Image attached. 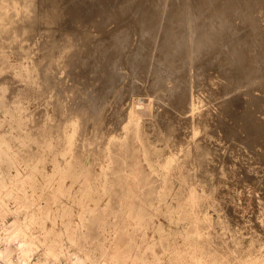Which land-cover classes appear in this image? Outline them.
Returning <instances> with one entry per match:
<instances>
[{"label":"rangeland","instance_id":"obj_1","mask_svg":"<svg viewBox=\"0 0 264 264\" xmlns=\"http://www.w3.org/2000/svg\"><path fill=\"white\" fill-rule=\"evenodd\" d=\"M1 1L2 0H0V12H3V13L0 14V30H1L0 31V69H1L0 70V146H1L0 151L2 150L0 152V172H2V174H4L5 177H8V180L13 179V181H14L13 183H17V188H16L17 195L15 198L14 197L11 198L12 200H11L10 205L12 207L13 206L15 207L17 205L16 207H18L19 201L21 202V200H22V197H21L22 183L18 180L15 181L14 177L18 176V171H20V176H21V174L23 175V174L30 172L34 166L37 167V169L39 168V171H37V174H36V180L34 182H32V186L35 185L34 187L37 189V192L34 194L33 199L35 198L34 200H35L36 204L42 203L44 206L52 208V212H51L49 218H47L46 223H45L46 227H39L38 226V227L32 228L33 230L30 231L31 234L28 233V241L31 243L32 246L35 245V246H33L34 251L32 253L33 254V258H32L33 260L32 261L33 262L36 261L38 257H41L44 255L46 247H45V244L43 242L45 240L47 242H50V240H53L56 238H59V239L61 238L60 240H62L64 245L69 250H71L72 252L75 251L77 249V247L71 242V236L75 235L76 237H81L87 243V245L90 247V249L95 253V255L97 257H99V263L98 264H101L102 260L106 261L109 264H140L143 260L146 259V257L149 258L150 261L153 260V253H152L153 250L147 249L146 244L149 242L151 243L153 241H160V237L162 236V241L155 248V251L161 256V261H158V264H188V263L192 264L189 262V260L187 258L185 259L184 263H180V261L176 260L175 257L180 256V255H184V256L188 255V251H187L186 245L184 243L183 236L186 235V233L189 232V229H192L193 226H194V228H197L198 230L201 231V236H199V238L197 240H198L199 247H201L203 250L204 262H206L205 264H212V263H214V264H232V263L237 264V262L239 264V262L242 263L243 260L242 261H240V260L242 259L244 254H245V256L243 257V259H245L247 254H253L254 253V255H252V256L255 257L256 256V254H255L256 249L259 250V251L256 250L257 256H259L260 254H263V252H264V235H263L264 229L263 228L261 229V227H264V225H263L264 224V216H263L264 215V193H263L264 192V178H263L264 177V171H263L264 167H262V166H264V153H263L264 147H262L261 144L263 143L262 145L264 146V136L262 135V139H261L260 134H264V130H263L264 129V123H263L264 122V111H262V109H264V106H262L264 103V90H263L264 86H262V84H264V81H263L264 80V37H263L264 36V34H263L264 33V0H262V1L261 0H247V2H245L246 0H241V1L240 0H238V1L237 0H235V1H233V0H217L216 1L215 0L214 2H213V0H211L212 1L211 5L212 6L215 5V6L211 7L210 11L208 10L209 8L206 9L208 11L205 10V13L203 11L205 8H203L202 7L203 4H201V3H204V0L203 1H201V0H175V1L174 0H169V1L168 0H134L133 1L132 0L133 1L132 6L129 9V11L124 15L117 16L116 18H113V20H110L112 23L108 22L107 25H110V24L111 25L110 26L106 25L107 29L103 28L102 29L103 31H101V29H99V28L96 29L95 26L93 28L92 22L88 23V26H86L87 28L84 27V28H77L76 29V28H74L75 26L72 27L74 29L73 31H80V32H75V33L86 32V33H83L82 35H84L83 37L86 39V41L89 40L87 43L84 42V43H86V46L83 43H82L83 45L82 44L79 45L80 47L78 46L80 49L78 51L79 53L77 52V57L79 56V58H78L79 66L77 65L78 67H75L74 70H76V71L79 70V72L77 71L76 74H75V71L71 69L70 65L66 64L64 61H63V63H61L62 57H61V60H59L60 59V57H59L60 52L58 50L59 49L61 50V45L63 44L62 40L60 39L62 37V36H60L61 35L60 33H61V30L64 31L63 29L67 25H60V24L56 25V24L50 23L52 25L51 26L49 23L46 24V23H42V21H40V22L34 21L33 22L34 25L31 24L32 30L34 27L33 32H32V30H28L27 34H26V32H24L21 29H17L18 31H13V30L11 31V29H8V28H11V26H13V25H11L12 23L10 24L9 20L7 22V19L4 17V12L7 11L8 7L2 5ZM117 1L118 0H116L115 3L112 2L111 6H115V8H116L117 5L119 4V2L117 4ZM119 1H121V0H119ZM225 1H227V2H225ZM230 1L234 2V3L230 4ZM258 2H259V4H258ZM115 4H117V5H115ZM242 4H243V7H242ZM156 5H158V6H156ZM246 6H247V8H245ZM62 7L65 8V9L63 8L64 11H63ZM150 7L151 8L158 7V8H160V11L162 12V13L161 12L160 13L163 14V12H164L165 14H163V17H162L163 19H161L160 24L157 27L153 28L151 34H152V38L153 37L154 38L152 40H150V42L148 43L149 40L142 33L143 31H142V27H141V21L145 17L147 11L151 10ZM170 7H171L172 11L170 10ZM196 7H197V9H196ZM261 7H262V9H261ZM66 8H67V3L64 5L61 4L59 7L58 6L56 7L60 17L62 16L61 19H63L64 17L66 18V15H65L67 12ZM248 8H249V10L250 9L251 10L250 11L247 10ZM173 9H175V10H173ZM181 9L183 12L181 11ZM185 9H186V11H185ZM1 10H3V11H1ZM60 10H62V12ZM230 11H232V12H230ZM192 12H193V14H192ZM224 13H225V15H224ZM228 13H229V16H228ZM244 13H245V15H244ZM252 13H254V14H252ZM202 14H204V15H202ZM257 14L259 16H256ZM191 15H192V17H191ZM210 15L212 18L210 17ZM217 15L220 17H218ZM2 16L4 17L5 20L2 18ZM17 16L18 15L15 16L16 18L14 17L16 19V24L18 23L19 26L23 25V23H22L23 21L19 17L20 15L18 17ZM174 18H176V19H174ZM197 18L199 19V22H198ZM217 18H219V19H217ZM246 18H248V19H246ZM116 19H118V20H116ZM182 19H184V20H182ZM200 19L203 22H201ZM222 19H223V21H222ZM213 20H214V24L213 23L210 24V22H213ZM215 20H216V22H215ZM255 20L257 23L255 22ZM261 20H263V21H261ZM182 21H184V22L182 23ZM185 21H186V23H185ZM195 21L198 22L200 24V26L198 25V23L196 24ZM233 21H235L236 24L233 23ZM19 22H20V24H19ZM230 22L233 25H231ZM7 23H9V24H7ZM37 23H38V25H37ZM172 23H173V25H172ZM215 23L216 24L219 23V24L216 25ZM226 23H228V25ZM248 23H250V24H248ZM184 24H188V25H184ZM193 24L196 25V29L194 27L195 25H193ZM207 24H209V25H207ZM229 24L231 26H229ZM241 24H243V25H241ZM9 25H11V26H9ZM27 25H29V24H27ZM27 25L25 27H27ZM197 25H198V27H197ZM210 25H212V26L209 27ZM225 25H227V26H225ZM60 26H62V27H60ZM182 26H183V28H185V30H187V32L183 28H180ZM192 26H193V28H192ZM202 26H204V27H202ZM234 26L235 27L238 26V27H236L238 30ZM20 27H22V26H20ZM56 27H58V28H56ZM199 27H201V30H198V29H200ZM61 28H63V29H61ZM204 28L206 29L205 31L212 30V28L214 30H217V28L222 29L221 31L223 33V36L225 35L224 33L226 32V36H225L226 38L225 37L219 38V36H218V41H219V39H221L220 42L223 41L222 39H227L226 42L223 41L222 44H224V42H225V44H227L229 42L228 44L230 45L232 40L235 38L233 40L234 43L232 42V45H230L232 47V49H231V47H229L228 44L227 45L224 44V46H223V47L227 46V49L229 50V48H230L231 51H228L227 49H226L227 51L225 50L226 52L220 51L219 49L215 50L217 48L216 47L215 49L212 50L213 52L211 51L213 55L209 51L210 54L209 53L208 54L210 55L209 56L210 58H209L208 62H204L201 58H198V57H200L199 54L202 53V49H200L199 44L196 43L198 41L197 38H196V42L194 41L195 36L193 37V35H195L196 31L198 30L197 35L199 34L198 36H202L204 33L201 31L202 30L204 31ZM234 28H235V30H234ZM256 28H257V30H255ZM5 29H6V31H5ZM66 29H68V26L66 27ZM136 29H138V31ZM177 29H178V31H177ZM179 29H180V32H179ZM181 29H183L182 30L183 32H181ZM8 30H9V32H11V36H10V33H8ZM223 30L224 31L227 30V31L224 32ZM65 31H67V30H65ZM107 31H110V32H107ZM199 31L201 32V35H200ZM228 31H230V32L232 31L234 33L233 36H232V32H231L230 33L231 35L228 34L231 37H229V36L227 37ZM247 31H249V32H247ZM258 32H260V35L257 34ZM15 33L17 34V37H14V35L16 36ZM106 33H107V35H106ZM186 33L187 34L189 33L190 35H192V37H189L190 35L189 34L187 35ZM12 34H13V36H12ZM235 34L237 35L238 38L234 37V36H236ZM197 35H196V37H198ZM244 35H245V37H244ZM43 36H45V37H43ZM117 36L120 39H124V38H125L124 40L127 39L126 42L128 41L127 42L128 44L125 43V48H124L125 53L123 51V53L121 54V62L122 63L120 62V64H119L120 66L116 65L117 67L115 68V71H114L115 74L118 76L119 83L115 87V90L111 91L112 93H110L109 96L104 94L106 97L107 96L108 97L102 98L103 106H102V103L100 105H101V108H103V107L104 108L102 109V111L100 110L101 112L99 111L101 113V114H98L99 116L101 115L100 118L98 115L94 118L97 121H95L93 119V122L92 123L90 122L91 124L89 123L88 126L85 128H80V127L78 128L77 126L74 127V125H72V124L76 123L75 120H80V117L77 116L78 115L77 112H75L76 111L74 109L75 105L77 106V104L79 103L78 105H81L83 108H86V110H87V106H88L87 103H88V101L89 102L91 101L90 95H96L97 91L99 94L102 93V91L100 92L98 90L99 88L96 85L97 82L99 85V81H96L97 75L100 74L101 76H104L106 74L105 70H103V62H102L103 58L101 59V57H103V53H101L100 50L101 49L103 50V47L104 48L110 47V45L115 43V41L119 39V38L117 39ZM184 36L186 38H188V37L189 38L186 39ZM220 36H222L221 33H220ZM10 37H12V38L14 37L13 40L12 39L10 40ZM49 37H50V39H49ZM51 37L54 40V42H56L55 40H57L56 43L58 45V48L60 47L59 49L56 48V50H54L55 47H57L55 45L53 46V48L49 46V44L52 43ZM112 37L113 38L115 37L114 41L112 40L113 39ZM15 38H17V39H15ZM97 38L98 39L100 38V39L98 40ZM161 38H163V39H161ZM192 38H194V39H192ZM230 38H232V39H230ZM229 39L231 40V42ZM244 39H246V40H244ZM167 40L169 43H167V44L165 43V48H164L163 43H164V41H167ZM236 40L238 42H240L241 44L240 43L236 44V42H237ZM47 41H49V42L51 41V42L46 43ZM103 41L106 42L107 44L104 43ZM172 41L174 43V46H172V44H173ZM192 41H194L195 43L194 42L192 43ZM59 43H60V45H59ZM98 43H100V44H98ZM147 43H148V45H147ZM175 43H177L180 47ZM43 44H45V46L46 45L47 46L45 47ZM95 44H98L100 46V48L98 45H95ZM101 44H103V47ZM166 45H168L167 49H169V47L171 46L169 51L170 52L175 51V53H173V54L176 56V58L179 57L178 58L179 61L182 62L184 60L185 62L179 63V65L177 67H175L176 65H174L171 62L172 59L169 60L170 63L168 62V58L169 57L171 58V56H169L167 58V61H166V59L164 58L165 54H166L165 53L166 51H164V50H166ZM191 45H193V46H191ZM218 45H221V43ZM236 45L237 46L242 45V48H244V47L247 48L249 51L248 54H250V52L252 54V52L254 51L255 53H253L252 56H254V54L258 53L255 55L256 57L254 56L256 59L254 57H251V58H254V60L257 61L258 64H256L255 61H253V59H252V62H254L253 65L256 66V69H258L257 70L258 72H256V73H259L261 75V77L259 76V74H257V76H254L251 78L252 80H250V82L249 81L245 82L243 78L240 79V82L238 81L240 78V75H239L240 71L237 68V65L239 63L234 62L235 59H233L236 57V55H235V52L237 50ZM43 46H44V48H43ZM48 46H49V49L50 48L53 49L52 52H54L55 54L58 53V55L54 54L55 56L51 55L49 53L51 55V59L53 60V62L50 61L53 66H54V63L56 60V64L54 66L56 68V70L51 65L53 69L51 68V71H50L51 77L50 78L53 80L52 84L54 87L57 84H59L56 86V88L58 90L55 88H52V87L47 88L46 85L44 84V81H43V75H41L42 71H43L42 68L44 67L43 64L45 63V65H46L48 63V62H46V60L43 62V59H46V57L50 58V56L48 57V54L46 52V49L48 48ZM143 46L145 48L148 47L147 49H145V52L147 54L144 51H143L144 53L141 51V48ZM177 47H179V48H177ZM254 47H255V49H257V51L254 49ZM42 48L45 52L42 50ZM180 48L182 50L181 52L179 51ZM218 48H220V46H218ZM233 48L236 50H234ZM251 48L254 50L251 51L252 50ZM177 50L181 54L178 53ZM55 51H58V52H55ZM187 51H189V52H187ZM61 52H62V50H61ZM158 52H159V54H158ZM184 52H185V54H184ZM191 52H192V55L190 54ZM220 52H222V53L219 54ZM224 52H225V54H224ZM227 52H231V53L233 52L232 53L233 54L232 62L230 59L231 58L230 55H232V54L228 53V55H226ZM141 53H142V55H141ZM214 53H216V55H214ZM139 54L143 57L141 58V56H139ZM188 54H189V56H187ZM100 55H101V57H99ZM177 55H179V56H177ZM5 56H7V57H5ZM66 56L68 57L69 53L66 54ZM138 56L140 57V59ZM161 56H162V58H161ZM180 56H182V57H180ZM56 57L59 59L57 60ZM136 58H138V59L136 60ZM180 58H183V60ZM191 58H193V60ZM257 58H258V60H257ZM1 59H2V61H1ZM132 59H135L136 65L130 62ZM185 59H187V60H185ZM200 59L203 62H201ZM260 59H262V60H260ZM140 60L143 63L142 62L138 63V61H140ZM145 60L148 63H146ZM57 61L59 64L58 66L61 67V65H62L61 68L57 66ZM186 61H187V63H186ZM189 61L190 62L192 61L191 65H190ZM194 61L195 62L198 61L201 64L203 63V65H201L198 62L195 63ZM236 61L238 62V60H236ZM3 62H4V65H3ZM127 62H129V63H127ZM192 63H193V65H192ZM227 63H229V64H227ZM97 64H99V65H97ZM143 64L145 65L146 70H147V68H148V70L146 71L145 69H143L145 74H142L143 77H141V72L143 71L142 70ZM180 64H183V65H180ZM205 64L208 67H206ZM6 65H8V66H6ZM184 65H186L187 67ZM69 66H70V68H68ZM133 66H134V68H133ZM135 66H137V68ZM183 66H184V68H183ZM19 67H21L22 69ZM87 67H89V68H87ZM95 67L100 72L97 73L96 70L92 69ZM180 67H181V69H180ZM209 67L212 68V71L209 69ZM137 69H140L141 72H139ZM116 70L119 73H117ZM191 70H192V72H191ZM52 71H53V73H51ZM71 71H72V73H70ZM85 71L87 72L86 74H88L89 76L85 75ZM135 71H137L138 74ZM153 71H155V72H153ZM183 71H184V73H183ZM185 71H187V72L185 73ZM80 72L81 73L84 72L86 79H88V80L91 79V81L89 80L91 85L87 86L85 89H84V87H82L83 85H81V83H78V80H76V77H75V75H77V73L80 74ZM223 72L226 75L223 74ZM242 72H243V69H242ZM146 73L148 76H146ZM4 74L5 75L10 74V75H8V76L6 75L7 76L6 77ZM55 74H56V77H55ZM92 74L95 77H93ZM221 74H222V76H221ZM223 75H224V77H223ZM220 76H221V78H220ZM8 77L10 80L8 79ZM255 77H258V78H255ZM143 78H145L146 80ZM167 78H169V79H167ZM222 78L226 79V80H223ZM227 78H228V80H227ZM229 78L231 79V81H233V83L231 81H229ZM156 79H158V80H156ZM257 79H260V81H258ZM3 80H5V81H3ZM152 80L154 81V83ZM94 81H96V82H94ZM226 81H229V82H226ZM224 82H225V85H223ZM9 83H10V85H9ZM94 83H95V85H94ZM250 83H251V85H249ZM247 85H249V86H247ZM58 86L62 89H59ZM94 86L97 87L98 89L97 88L95 89ZM176 86H178V87H176ZM225 86L228 89H226ZM228 86H230V87H228ZM175 87L177 88V90ZM82 89H84V90H82ZM251 89H252L253 93L251 92ZM78 90L80 91V94H79ZM70 91H72V92H70ZM75 91L78 93H76ZM172 91L173 92L175 91V92L173 93ZM245 91H247V92H245ZM63 92H65L66 94ZM74 94L76 96L78 94L79 95H78V97H76ZM182 94H183V96H182ZM251 94H253V95H251ZM256 94H258V95L255 98L256 99L255 100L254 97L256 96ZM59 96H61V97H59ZM259 96L261 98H259ZM68 97H70L72 100ZM164 97H165V99H164ZM166 97H168V98L166 99ZM211 98H214V100H212ZM257 98H259V100ZM86 99L87 100L90 99V100L87 101ZM168 99H171V100L168 101ZM173 99H174V101L175 100H177V101L174 102ZM217 100H219V101H217ZM227 100H228V102H227ZM258 101L259 102L262 101V102L259 103ZM167 102H169V104ZM204 102H206V103H204ZM250 102H251V104H250ZM139 103H143L142 105L144 108H142V109L147 110L145 112L142 109H140L141 113H142V111H143V113H142V115L140 114L139 118H138L139 123H141L140 126H141V130H142L141 131L142 132L141 137L143 136L142 138L138 137L132 129L126 127L128 122H129V116L131 113L130 111L137 108ZM173 103L175 105L177 104L176 108L174 107ZM194 103H195V105H194ZM72 104L74 106H72ZM55 105H57V106H55ZM164 105H165V107H163ZM166 105L168 107H170L171 110ZM170 105L173 106V108ZM197 105H199V107H197ZM221 105H223V106L227 105V107L230 111L233 109L231 112H233L232 114H234L235 117H234V115H229V118L225 120V118H227L228 115H223L222 112L220 113V110H222V108H223V106H221ZM134 106H136V107H134ZM159 106H160V108H159ZM161 106H162V108H161ZM220 106L222 107L221 109H219ZM70 107H72V108L74 107L73 110H71L72 108L70 109ZM145 107H147V108H145ZM157 108H159V110ZM190 108H191V111H190ZM195 108H196V111H194ZM200 108L203 110L201 111ZM156 109H157V111H156ZM162 109L165 111L163 112ZM166 109H168V110H166ZM172 109L174 110L173 112H175V113L172 112L174 116L172 115V113H170V111H172ZM154 110L156 112H154ZM176 110H178V111H176ZM160 111H162L163 113H161ZM193 111H194V114H193ZM199 111H201V113ZM69 112H72L73 114L69 113ZM144 112H145V114H144ZM166 112H168V113H166ZM178 112L179 113L181 112V113L179 114ZM204 112H206L208 114H206ZM236 112H237V116H236ZM176 113H178V115ZM182 113H183V115H182ZM202 113L206 115V116L204 115L205 119H204V117H202L203 116ZM229 114H231V113H229ZM261 114H262V116H260ZM191 115H193L192 116L193 119H192ZM195 115L196 116L199 115V117H197L198 119L197 118L194 119L196 117ZM200 115H202V116H200ZM238 115H239V117H238ZM69 116L70 117L72 116L71 118H74V120H70L71 118ZM183 116H185V117H183ZM259 116L262 120L258 118ZM97 117L99 118V120L97 119ZM178 117H180V119H178ZM206 117H208V119ZM161 118H163L164 120ZM189 118L192 120H190ZM186 119L188 122H185ZM201 119L202 120L207 119V123H206V121H204V122L201 121ZM229 119H230V122H229ZM258 119L261 120L262 122L257 121ZM72 121H74V122L72 123ZM98 121H100V123H98ZM149 121H151V122H149ZM181 121H183V122H181ZM192 121H193V124H192ZM220 121H222L223 123L222 122L220 123ZM96 122H97V124H95ZM224 122H225V124H224ZM227 122H229V123L226 124ZM173 123H175V124L173 125ZM233 123H235L236 125H233ZM98 124L99 125L104 124L103 125L104 127L101 126L99 129L101 132L97 128ZM172 125H173V127H172ZM191 126L192 127L195 126V127L190 128ZM248 126H249V128L247 129ZM107 127H108V129H107ZM258 127H260L261 131L260 130L257 131L259 129ZM74 128H76L75 135H78V134L79 135L74 137V140H73L74 148L72 145L71 146H72L73 150L76 148L75 146H77L78 148H76L75 150H78L81 155L83 154L82 157H84V158H82V159H84V161L80 160V162H78L75 165L76 173L79 171L80 172L82 171L81 173H83V172H85L86 169H88V167L91 168L92 166L93 167L91 169L92 170L95 169L94 172L100 173V172H102L103 167H106V165H107L111 169V171L109 173L111 174L110 176H111L112 181L115 177V184L113 186L108 185L106 187L107 193L105 194V196H104V192H103V194L99 193V195L97 194L98 192H95L91 198L90 197H88V198L83 197V200H86L91 205L99 203L100 211H97L96 214L90 215V214L84 213L82 211L83 206H82L81 199H78V198L73 199V198L69 197L68 190L70 189L69 185L71 186V184H73L72 183L73 181H71L72 177H67L65 179L64 183L66 186L68 185L65 188V190H67L65 192V194H64V192L62 193V191H60V193H58L59 191H55L54 189H51L50 187L49 188L42 187V186L46 185V182H47L46 179H44L45 178L44 173H47V172L51 173L52 170L54 169V166L58 163H60L62 165H67L70 161L71 162H73V160H74V162L76 161L75 160L76 156H77L76 153L73 155V151H69V152L66 151V148L69 146V144L67 143V141H65V136L73 133ZM165 128H170V129H165ZM196 128H198L199 131ZM213 128H215V129H213ZM222 128H226V129H222ZM78 129H79V131H78ZM80 129H81V131H80ZM94 129H96V131H94ZM229 129H230V131H229ZM231 129H232V131H231ZM242 129H244V130H242ZM97 130H98V132H97ZM157 130H159V131H157ZM241 130L244 131V133ZM245 130H246V132H245ZM82 131H83V133H82ZM86 132H87V134H86ZM61 133H62V135H61ZM167 133H169V134H167ZM105 134L107 137L105 136ZM258 134L260 136H258ZM92 135H94V136H92ZM99 135H101V136H99ZM199 136H200V139H199ZM109 137L110 138L111 137L116 138V140L113 141L114 143L112 142L113 144L111 143V145L108 142V140L110 139ZM183 138H184V141H183ZM259 138H260V141H259ZM98 139H100V140H98ZM66 140H67V137H66ZM102 141L103 142L106 141V142L103 143ZM220 145H221V147H220ZM108 146H110V149ZM171 146H173V147H171ZM184 146L185 147L187 146V147L184 148ZM79 147H81V148H79ZM145 147H147V148H145ZM149 147L152 148V150H149V152H148ZM168 147H170V148H168ZM154 148H156L157 150ZM185 149H188L187 150L188 152L185 153ZM74 152H76V151H74ZM242 152H244V153H242ZM101 154H103L105 156H101ZM155 154H157L158 156ZM171 154H174L172 156H175V157L177 155L178 158L176 157V159L179 160L178 162L181 164V166L184 165V166H182V169H181L183 172L181 171L180 173H177V172L167 170V169L163 168L162 165L159 163V160H160L159 158H162V157H163L162 159L168 158L171 156ZM202 154H203V156H202ZM195 156H197V157H195ZM54 157H56V158H54ZM201 157H202V159H200ZM187 158L189 160L192 158L191 159L192 161H188ZM195 159H196V161H195ZM197 159L200 160V162H198ZM210 160L213 163L210 162ZM12 162H14L16 166ZM185 162H187V166H186ZM194 162H195V164H194ZM90 163H92V166ZM236 163H237V165H236ZM82 166H83V168H82ZM111 172H115V173H111ZM11 173H13V174H11ZM176 174H178V175L176 176ZM122 176H125V177L129 176V177H128V179H126V178H123ZM134 176H135V178H134ZM139 176L144 178V181L141 182L139 185H137L135 179H136V177H139ZM184 176H186V177H184ZM189 176H190V178H192V180L191 179L187 180L188 179L187 177H189ZM182 177H184L185 179L183 180ZM16 179H19V178L17 177ZM184 181H185V183H184ZM10 183H12V182H10ZM43 188H45L46 190L43 191L44 194L41 196L40 194L42 193ZM129 188H130V190H129ZM0 189H6V188L0 185ZM28 189H29L30 193H32V191H33L32 188L29 187ZM78 190H80L78 183L74 184L73 185V191H78ZM99 192H102V191L100 190ZM190 192L191 193L194 192V195H196L195 197L197 199L196 200L197 205L195 204V207L196 206L197 207H196L195 211H192V205L190 203L192 198H191ZM122 193H123V195H121ZM61 205H65V207H67L69 210L72 208V211H73V213H71L72 215L69 217L67 215H65L63 217L62 216L63 210L60 211V209H59V212L57 211V209ZM103 208H105V209H103ZM141 208H143V210H141ZM78 212L80 215L78 214ZM191 213H193V215ZM262 213H263V215H262ZM168 214H169V216H168ZM8 216H9L8 220L12 221L13 215H8ZM135 216L137 217V219ZM138 216H140V217H138ZM149 216L152 218H151V221H150L148 227L146 228L145 226H143V224L141 226L140 221L148 222V220H150ZM82 217L84 218V223L79 225V223L82 221ZM206 217L208 219L206 222H203V223L201 222L200 224L194 223V220L196 218H199V219L201 218L200 220H203ZM133 218H134V220H133ZM139 219H140V221H139ZM67 221H72L73 225L76 227V228H73L74 230L72 232L71 231L63 232L64 225ZM239 223H241V224H239ZM259 224H260V226H258ZM190 226H191V228H190ZM159 228H162V232L159 231ZM241 229H243V230H241ZM35 231L36 232L38 231L37 233H39V234H37ZM51 231H53V232H51ZM48 232L50 233V235L53 234L52 237H50ZM35 233H36L37 237H36V235H33ZM145 234H147V239L144 238ZM33 236H34V239H33ZM44 238H46V239H44ZM253 238H255L256 240ZM251 239L254 240L255 242L251 241ZM37 240H40V241H37ZM40 242H41V244H40ZM254 243H255V246H254ZM259 243L261 246L258 245ZM251 246H253V248H255V247H258V248H255L253 251V248ZM38 247H39V249H38ZM249 247H250V249L252 248L250 253H248L250 250ZM102 248H104L103 252H102ZM243 248H245V249H243ZM104 252H105V254H104ZM230 252H232V253L230 254ZM225 253H227V254H225ZM239 253H242L243 255L239 254ZM211 254H213V255H211ZM232 254H234L235 256L234 255L232 256ZM237 254H239V255H237ZM16 255H17V253H16ZM36 255H37V257H36ZM236 255L239 257H237ZM208 257H209V259H208ZM210 257H211V259H210ZM228 257L230 260L228 259ZM232 257H233L234 261L236 260L235 262L232 260ZM215 259H216V261H215ZM220 259H222V260H220ZM213 260H214V262H213ZM46 261L49 262L48 264H51V263H53V264H60V263L65 264L64 263L65 260L63 257L58 258V259H54L52 257L51 258L49 257L48 259H46Z\"/></svg>","mask_w":264,"mask_h":264},{"label":"bare ground","instance_id":"obj_2","mask_svg":"<svg viewBox=\"0 0 264 264\" xmlns=\"http://www.w3.org/2000/svg\"><path fill=\"white\" fill-rule=\"evenodd\" d=\"M115 1L116 0H2L1 1V3H2V5H4V6H7L8 7V9H7V11H5L4 12V17L7 19V22H8V20L10 21V24L11 25H13V26H11V25H9V26H11V28H8V29H11V31L13 30V31H18L17 29H21V30H23L24 32H26V34H27V31L28 30H32L31 28H32V26H31V24H33V22L35 21V22H37V21H42V23H51V24H56V25H67L68 26V29H66V27L63 29V28H61V29H63L64 31H62L61 30V35L60 36H62L60 39L62 40V42H63V44L61 45V50H62V52H61V50L58 48V45H57V40H55L56 42H54V40L52 39V37H51V40H52V43H50L49 41H47L46 43H50L49 44V46L50 47H52L53 48V46L55 45V46H57V47H55V49L54 50H56V48H58L59 50V52H60V54H59V57H60V59L59 58H57V60L59 59V60H61V57H62V61H61V63H63V61L66 63V64H68V65H70L71 66V69L72 70H74V68L75 67H78L79 66V64H78V58H79V56L77 57V52L80 50L79 49V45H81L82 43L86 46V43L89 41H86V39L83 37L84 35H82L83 33H86V32H81V33H75V32H80V31H73L74 29L72 28V27H74V28H84V27H86V26H88V23L89 22H92V24H93V28H94V26L96 27V29L97 28H99V29H101V31H103L102 29L104 28H106L107 26H110V25H107L108 24V22L110 23L111 21L110 20H113V18H116L117 16H120V15H124V14H126L128 11H129V9L131 8V6H132V2L134 1H132V0H121V1H117V4H118V2H119V4L117 5V4H115V5H117V7L115 8V6H111V4H112V2H114L115 3ZM169 1V0H168ZM175 1V0H174ZM201 1H203V0H201ZM215 0H213V2H214ZM217 1V0H216ZM233 1H235V0H233ZM238 1V0H237ZM241 1V0H240ZM239 1V2H240ZM262 1V0H261ZM137 2V1H136ZM225 2H227V1H225ZM245 2H247V0L245 1ZM253 2V1H252ZM67 3V8H66V18L64 17L63 19H61V17H60V15H59V13H58V10L56 9V7L58 6H60L61 4H66ZM231 3H234V2H231L230 1V4ZM60 4V5H59ZM201 4H203L202 5V7L203 8H205L203 11H204V13H205V10L206 9H208L209 11H210V8L211 7H213V6H215V5H211L212 4V1L211 0H204V3H201ZM214 4V3H213ZM226 4V3H225ZM258 4H259V2H258ZM120 5V6H119ZM180 5V4H179ZM200 5V4H199ZM233 5V4H232ZM248 5V4H247ZM66 6V5H65ZM155 6V5H154ZM156 6H158V5H156ZM161 6V5H160ZM250 6V5H249ZM2 7V6H1ZM183 7V6H182ZM191 7V6H190ZM242 7H243V4H242ZM64 7H62V9H63ZM151 8V7H150ZM186 8V7H185ZM215 8V7H214ZM245 8H247V6L245 7ZM251 8V7H250ZM255 8V7H254ZM2 9V8H1ZM5 9V8H4ZM65 9V8H64ZM64 9H63V11H64ZM116 9V10H115ZM193 9V8H192ZM195 9V8H194ZM196 9H197V7H196ZM243 9V8H242ZM261 9H262V7H261ZM10 10V11H9ZM170 10H171V7H170ZM173 10H175V9H173ZM177 10V9H176ZM188 10V9H187ZM208 10H206V11H208ZM212 10V9H211ZM233 10V9H232ZM239 10V9H238ZM245 10V9H244ZM243 10V11H244ZM247 10H249V8L247 9ZM251 10V9H250ZM249 10V11H250ZM1 11H3V10H1ZM61 12H62V10H60ZM59 11V12H60ZM172 11V10H171ZM170 11V12H171ZM181 11H182V9H181ZM185 11H186V9H185ZM198 11V10H197ZM221 11V10H220ZM229 11V10H228ZM240 11V10H239ZM254 11V10H253ZM12 12V13H11ZM161 11H160V8H158V7H156V8H151V10H149V11H147V13H146V15H145V17L143 18V20L141 21V27H142V33L147 37V39L149 40L148 41V43L150 42V40H152L153 38H152V30H153V28L154 27H157L159 24H160V21H161V19H163L162 17H163V14H165L164 12H163V14H161L160 13ZM178 12V11H177ZM183 12V11H182ZM195 12V11H194ZM200 12V11H199ZM198 12V13H199ZM214 12V11H213ZM230 12H232V11H230ZM241 12V11H240ZM245 12V11H244ZM3 12H0V14H2ZM114 13V14H113ZM197 13V12H196ZM203 13V12H202ZM234 13V12H233ZM258 13V12H257ZM134 14V13H133ZM177 14V13H176ZM179 14V13H178ZM191 14V13H190ZM192 14H193V12H192ZM195 14V13H194ZM213 14V13H212ZM232 14V13H231ZM242 14V13H241ZM249 14V13H248ZM247 14V15H248ZM252 14H254V13H252ZM261 14V13H260ZM16 15H20L19 17L22 19V23H23V25H20V26H22V27H20L19 25H18V23L16 24ZM64 15V16H65ZM181 15V14H180ZM202 15H204V14H202ZM219 15V14H218ZM217 15V16H218ZM222 15V14H221ZM224 15H225V13H224ZM235 15V14H234ZM244 15H245V13H244ZM17 16V17H18ZM195 16V15H194ZM208 16V15H207ZM206 16V17H207ZM228 16H229V13H228ZM251 16V15H250ZM253 16V15H252ZM256 16H259L258 14L256 15ZM4 17L2 16V18L4 19ZM15 17V18H14ZM122 17V16H121ZM170 17V16H169ZM181 17V16H180ZM179 17V18H180ZM183 17V16H182ZM191 17H192V15H191ZM200 17V16H199ZM204 17V16H203ZM210 17H211V15H210ZM218 17H220V16H218ZM249 17V16H248ZM255 17V16H254ZM19 18V19H20ZM125 18V17H124ZM178 18V17H177ZM184 18V17H183ZM194 18V17H193ZM201 18V17H200ZM205 18V17H204ZM212 18V17H211ZM223 18V17H222ZM237 18V17H236ZM119 19V18H118ZM118 19H116V20H118ZM174 19H176V18H174ZM186 19V18H185ZM190 19V18H189ZM198 19V18H197ZM196 19V20H197ZM206 19V18H205ZM209 19V18H208ZM207 19V20H208ZM217 19H219V18H217ZM233 19V18H232ZM239 19V18H238ZM246 19H248V18H246ZM5 20V19H4ZM169 20V19H168ZM167 20V21H168ZM182 20H184V19H182ZM187 20V19H186ZM201 20V19H200ZM206 20V21H207ZM229 20V19H228ZM257 20V19H256ZM256 20H255V22H256ZM19 21V20H18ZM17 21V22H18ZM170 21V20H169ZM191 21V20H190ZM218 21V20H217ZM222 21H223V19H222ZM231 21V20H230ZM239 21V20H238ZM249 21V20H248ZM254 21V20H253ZM259 21V20H258ZM261 21H263V20H261ZM21 22V21H20ZM20 22H19V24H20ZM121 22V21H120ZM184 21H182V23H183ZM189 22V21H188ZM198 22H199V19H198ZM198 22H196L195 21V23L197 24ZM201 22H203L202 20H201ZM208 22V21H207ZM215 22H216V20H215ZM225 22V21H224ZM241 22V21H240ZM250 22V21H249ZM252 22V21H251ZM112 23V22H111ZM169 23V22H168ZM177 23V22H176ZM181 23V24H182ZM185 23H186V21H185ZM211 23H213L214 24V20H213V22H210V24ZM220 23V22H219ZM218 23V24H219ZM233 23H235L236 24V22L235 21H233ZM257 23V22H256ZM5 24V23H4ZM7 24H9V23H7ZM27 24H29V25H27V27H25ZM50 24V25H51ZM91 24V25H92ZM179 24V23H178ZM216 24V23H215ZM218 24H216V25H218ZM227 25H228V23H226ZM230 24H231V22H230ZM229 24V26H231V25H233V24H231L230 25ZM248 24H250V23H248ZM34 25V24H33ZM37 25H38V23H37ZM107 25V26H106ZM121 25V24H120ZM172 25H173V23H172ZM180 25V24H179ZM184 25H188V24H184ZM193 25H195V24H193ZM198 25L200 26V24L198 23ZM198 25H197V27H198ZM202 25V24H201ZM204 25V24H203ZM207 25H209V24H207ZM227 25H225V26H227ZM241 25H243V24H241ZM263 25V24H262ZM8 26V25H7ZM52 26V25H51ZM115 26V25H114ZM113 26V27H114ZM191 26V25H190ZM212 25H210L209 27H211ZM221 26V25H220ZM228 26V27H229ZM252 26V25H251ZM60 27H62V26H60ZM116 27V26H115ZM170 27V26H169ZM195 27V29H196V25L194 26ZM202 27H204V26H202ZM208 27V26H207ZM206 27V28H207ZM235 27V26H234ZM236 27H238V26H236ZM235 27V28H236ZM254 27V26H253ZM262 27V26H261ZM56 28H58V27H56ZM87 28V27H86ZM89 28V27H88ZM140 28V27H139ZM180 28H183V26L182 27H180ZM192 28H193V26H192ZM200 29H198V30H201V27H199ZM227 28V27H226ZM225 28V29H226ZM230 28V27H229ZM233 28V27H232ZM231 28V29H232ZM235 28H234V30H235ZM241 28V27H240ZM246 28V27H245ZM260 28V27H259ZM48 29V28H47ZM54 29V28H53ZM107 29V28H106ZM172 29V28H171ZM175 29V28H174ZM173 29V30H174ZM184 30H185V28H183ZM183 29H181V32H183L182 30ZM208 29V28H207ZM210 29V28H209ZM230 29V30H231ZM237 29V28H236ZM243 29V28H242ZM247 29V28H246ZM33 30H34V27H33ZM33 30H32V32H33ZM43 30V29H42ZM51 30V29H50ZM65 30H67V31H65ZM81 30V29H80ZM131 30V29H130ZM137 31H138V29H136ZM197 30V31H198ZM206 29L204 28V31H205ZM222 29H219V28H217V30H214L213 28H212V30H209V31H201V32H203L204 34L202 35V36H198L197 35V31H196V33H195V35H193V37L195 36V42H196V38H197V42L196 43H198L199 44V47H200V49H202V53L201 54H199L200 55V57H198V58H201L204 62H208V60H209V54H210V52L213 50V49H215L216 47V49L215 50H217V49H219L220 51H225L226 49H227V46H225V47H223L224 46V44H225V42H226V40L227 39H222L223 41H225L224 42V44H222V42L223 41H221L220 42V40L221 39H219V41H218V36H219V38L220 37H225L226 36V32L225 31H227V30H223L225 33V35L223 36V33H222V31H221ZM238 30V29H237ZM244 30V29H243ZM255 30H257V28L255 29ZM1 31V30H0ZM5 31H6V29H5ZM59 31V30H58ZM84 31V30H83ZM123 31V30H122ZM177 31H178V29H177ZM186 32H187V30H185ZM184 31V32H185ZM194 31V30H193ZM192 31V32H193ZM221 31V32H220ZM240 31V30H239ZM250 31V30H249ZM249 31H247V32H249ZM21 32V31H20ZM40 32V31H39ZM92 32V31H91ZM107 32H110V31H107ZM179 32H180V29H179ZM195 32V31H194ZM200 32V31H199ZM198 32V33H199ZM201 32H200V35H201ZM232 32V31H231ZM230 31H228V33H227V37L229 36L228 34H230L231 33ZM235 32V31H234ZM257 32V31H256ZM6 33V32H5ZM8 33H10V36H11V32H9V30H8ZM7 33V34H8ZM13 33V32H12ZM17 33V32H16ZM15 33V34H16ZM23 33V32H22ZM29 33V32H28ZM90 33V32H89ZM97 33V32H96ZM154 33V32H153ZM190 33V32H189ZM188 33V34H189ZM220 33L222 34V36H220ZM237 33V32H236ZM240 33V32H239ZM243 33V32H242ZM246 33V32H245ZM14 34V33H13ZM13 34H12V36H13ZM24 34V33H23ZM52 34V33H51ZM176 34V33H175ZM183 34V33H182ZM185 34V33H184ZM187 34V33H186ZM187 34V35H188ZM193 34V33H192ZM233 32H232V36H233ZM238 34V33H237ZM241 34V33H240ZM257 34H259L260 35V32H258ZM264 34V33H263ZM25 35V34H24ZM106 35H107V33H106ZM160 35V34H159ZM181 35V34H180ZM190 35V34H189ZM196 35L199 37H196ZM231 35V34H230ZM236 35V34H235ZM250 35V34H249ZM5 36V35H4ZM8 36V35H7ZM51 36V35H50ZM54 36V35H53ZM87 36V35H86ZM104 36V35H103ZM178 36V35H177ZM14 37H17V34H16V36L14 35ZM13 37V38H14ZM43 37H45V36H43ZM56 37V36H55ZM88 37V36H87ZM86 37V38H87ZM94 37V36H93ZM105 37V36H104ZM108 37V36H107ZM124 37V36H123ZM185 37V36H184ZM189 37H192V35H190ZM188 37V38H189ZM229 37H231V36H229ZM234 37H237V35L236 36H234ZM240 37V36H239ZM244 37H245V35H244ZM247 37V36H246ZM262 37V36H261ZM264 37V36H263ZM13 38L12 37H10V40L12 39L13 40ZM113 38V37H112ZM115 38V37H114ZM114 38L112 39L113 41H114ZM119 37L117 36V39H118ZM186 38V37H185ZM188 38H186V39H188ZM226 38V37H225ZM233 38V37H232ZM232 38H230V39H232ZM238 38V37H237ZM15 39H17V38H15ZM49 39H50V37H49ZM58 39V38H57ZM90 39V38H89ZM94 39V38H93ZM98 39V38H97ZM100 39V38H99ZM98 39V40H99ZM104 39V38H103ZM125 39V38H124ZM124 39H118V40H116L115 41V43H113L112 45H110V47H107V48H104L103 47V44H101L102 45V47H103V50L101 51L100 50V52L101 53H103V57H101V55L99 56V57H101V59H102V62H103V70H105V72H106V74L104 75V76H101L100 74L99 75H97V78H96V81H99V85H98V82H97V86H98V88L97 87H95V89L97 88L100 92L102 91V93L101 94H99L98 93V91H97V93H96V95H90V99H91V101L89 102L88 100H90V99H86L87 101H88V103H87V110H86V108H83L81 105H78L77 104V106L75 105V112H77V116L78 117H80V120H75L76 121V123L75 124H72V125H74V127H80V128H85V127H87L88 126V124L91 122H93V119L98 115V114H101L100 112L102 111V109L104 108H101V103H102V106H103V101H102V98H107L109 95H110V93H112L111 91H114L115 90V87L118 85V83H119V80H118V76L115 74V68L117 67L116 65H118V66H120L119 64H120V62H121V54L123 53V51L125 50L124 48H125V43H127L126 42V40H124ZM161 39H163V38H161ZM192 39H194V38H192ZM229 39V40H230ZM235 39V38H234ZM233 39V40H234ZM255 39V38H254ZM102 40V39H101ZM105 40V39H104ZM111 40V39H110ZM143 40V39H142ZM166 40V39H165ZM228 40V41H229ZM233 40H232V42H233ZM240 40V39H239ZM244 40H246V39H244ZM92 41V40H91ZM106 41V40H105ZM109 41V40H108ZM145 41V40H144ZM147 41V40H146ZM194 41H192V43L194 42ZM237 41V40H236ZM259 41V40H258ZM61 42V41H60ZM84 42H86V43H84ZM104 42V41H103ZM153 42V41H152ZM160 42V41H159ZM171 42V41H170ZM194 42V43H195ZM221 43V45H218V44H220ZM230 42H231V40H230ZM232 42H231V44L230 45H232ZM260 42V41H259ZM104 43H106V42H104ZM141 43V42H140ZM148 43H147V45H148ZM165 43L167 44V43H169L168 42V40L167 41H164V48H165ZM172 43H173V41H172ZM229 43V42H228ZM227 43V44H228ZM234 43V42H233ZM237 43H240V42H236V44ZM28 44V43H27ZM42 44V43H41ZM82 44V45H83ZM98 44H100V43H98ZM98 44H95V45H98ZM107 44V43H106ZM111 44V43H110ZM128 44V43H127ZM143 44V43H142ZM151 44V43H150ZM157 44V43H156ZM161 44V43H160ZM175 44H177V43H175ZM227 44H225V45H227ZM241 44V43H240ZM247 44V43H246ZM251 44V43H250ZM258 44V43H257ZM26 45V44H25ZM44 46H45V44H43ZM59 45H60V43H59ZM169 45V44H168ZM168 45H166V50H164V51H166L165 53V59H166V61H167V58L169 57V56H171V58L169 59L168 58V62H169V60H171V62L174 64V65H176L175 67H177L178 65H179V63H182V62H185L184 60H183V58H180V59H182L183 61L181 62V61H179L178 60V58L179 57H177L176 58V56L173 54V53H175V51L174 52H170L169 51V49H170V47H169V49H167L168 47ZM178 45V44H177ZM229 45V44H228ZM229 45V47H231ZM234 45V44H233ZM253 45V44H252ZM261 45V44H260ZM44 46H43V48H44ZM47 46V45H46ZM45 46V47H46ZM49 46H48V48L46 49V52H47V54H48V57L50 56V58H47L46 57V59H43V62L46 60V62H48L46 65H45V63L43 64V68H42V74L41 75H43V81H44V84L46 85V87L48 88V87H52V88H55V89H57L56 88V86L57 85H59V84H57L55 87L53 86V84H52V79L50 78L51 77V75H50V71H51V68H52V63L51 62H53V60L51 59V55H54L55 53L54 52H52V50L53 49H49ZM79 46V47H78ZM99 46V45H98ZM107 46V45H106ZM109 46V45H108ZM146 46V45H145ZM161 46V45H160ZM172 46H174V43L172 44ZM179 46V45H178ZM190 46V45H189ZM188 46V47H189ZM191 46H193V45H191ZM218 46H220V48H218ZM237 46V45H236ZM247 46V45H246ZM256 46V45H255ZM26 47V46H25ZM101 47V48H102ZM135 47V46H134ZM180 47V46H179ZM179 47H177V48H179ZM252 47V46H251ZM257 47V46H256ZM28 48V47H27ZM37 48V47H36ZM43 48H42V50H43ZM99 48H100V46H99ZM148 48V47H147ZM147 48H145L144 46L141 48V51L143 52H145V49H147ZM161 48V47H160ZM173 48V47H172ZM176 48V49H177ZM192 48V47H191ZM197 48V47H196ZM250 48V47H249ZM258 48V47H257ZM19 49V48H18ZM88 49V48H87ZM86 49V50H87ZM90 49V48H89ZM128 49V48H127ZM140 49V48H139ZM138 49V50H139ZM183 49V48H182ZM189 49V48H188ZM194 49V48H193ZM231 49H232V47H231ZM234 49V48H233ZM252 49V48H251ZM254 49H255V47H254ZM254 49H252L251 51H253ZM32 50V49H31ZM133 50V49H132ZM172 50V49H171ZM179 50V49H178ZM177 50V52L178 53H180L182 50H181V48H180V52ZM186 50V49H185ZM218 50V51H219ZM228 50V49H227ZM226 50V51H227ZM234 50H236V49H234ZM233 50V51H234ZM240 50V51H239ZM246 50V51H245ZM256 51H257V49H255ZM35 51V50H34ZM44 51V50H43ZM58 51H55V52H58ZM192 51V50H191ZM210 51V52H209ZM225 51V52H226ZM228 51H231L230 50V48H229V50ZM263 51V50H262ZM45 52V51H44ZM83 52V51H82ZM143 52V53H144ZM149 52V51H148ZM186 52V51H185ZM185 52H184V54H185ZM187 52H189V51H187ZM213 52V51H212ZM212 52H211V54H212ZM216 52V51H215ZM225 52H224V54H225ZM235 52V51H234ZM248 49L247 48H242V45H240V46H237V50H236V52H235V55H236V57L235 58H233V52L231 53V52H227V54L226 55H228V53H230V54H232V55H230L231 56V62H232V60L233 59H235L234 60V62H236V63H239L238 65H237V68L239 69V75H240V78H239V82H240V79L241 78H243L244 79V81L245 82H247V81H249L250 82V80H252L251 78L252 77H254V76H257V74H259V73H256V72H258L257 70L258 69H256V66H254L253 65V63L254 62H252V59H253V61H255V63L256 64H258L257 63V61L256 60H254V58L256 57L255 55L256 54H258V53H256V54H254V56H252V54L253 53H255L254 51L252 52V54H251V52H250V54H248ZM25 53V52H24ZM29 53V52H28ZM51 55H50V54ZM69 53V56L67 57L66 56V54H68ZM79 53V52H78ZM100 53V54H101ZM124 53H125V51H124ZM146 53V52H145ZM164 53V52H163ZM209 53V54H208ZM218 53V52H217ZM222 52H220L219 54H221ZM5 54V53H4ZM44 54V53H43ZM129 54V53H128ZM147 54V53H146ZM158 54H159V52H158ZM181 54V53H180ZM191 55H192V52L190 53ZM46 55V54H45ZM44 55V56H45ZM55 55H58V53H56ZM54 55V56H55ZM98 55V54H97ZM141 55H142V53H141ZM140 54H139V56H141ZM145 55V54H144ZM157 55V54H156ZM161 55V54H160ZM213 55V54H212ZM211 55V56H212ZM214 55H216V53H214ZM42 56V55H41ZM47 56V55H46ZM138 56V57H139ZM153 56V55H152ZM177 56H179V55H177ZM183 56V55H182ZM182 56H180V57H182ZM187 56H189V54L187 55ZM186 56V57H187ZM229 56V57H230ZM258 56V55H257ZM263 56V55H262ZM5 57H7V56H5ZM24 57V56H23ZM53 57V56H52ZM98 57V56H97ZM143 56H141V58H142ZM191 57V56H190ZM251 57H254V58H251ZM147 58V57H146ZM161 58H162V56H161ZM163 58V59H164ZM189 58V57H188ZM228 58V57H227ZM233 58V59H232ZM39 59V58H38ZM98 59V58H97ZM100 59V58H99ZM138 58H136V60H137ZM139 59H140V57H139ZM158 59V58H157ZM164 59V60H165ZM192 60H193V58H191ZM197 59V58H196ZM200 59V60H201ZM221 59V58H220ZM229 59V58H228ZM256 59V58H255ZM30 60V59H29ZM89 60V59H88ZM147 60V59H146ZM146 60H145V62H146ZM185 60H187V59H185ZM195 60V59H194ZM201 60V62H203ZM236 60H238V62L236 61ZM257 60H258V58H257ZM260 60H262V59H260ZM1 61H2V59H1ZM37 61V60H36ZM51 61V62H50ZM50 62V63H49ZM60 62V61H59ZM95 62V61H94ZM97 62V61H96ZM131 63H133V64H135L136 65V62H135V59H132L131 61H130ZM140 62H142L141 60L140 61H138V63H140ZM144 62V63H145ZM190 62V61H189ZM192 62V61H191ZM191 62H190V65H191ZM195 62V61H194ZM198 62V61H197ZM197 62H195V63H197ZM233 62V63H234ZM122 63V62H121ZM127 63H129V62H127ZM143 63V62H142ZM146 63H148V62H146ZM162 63V62H161ZM170 63V62H169ZM186 63H187V61H186ZM198 63H200V62H198ZM40 64V63H39ZM55 64H56V60H55V63H54V66H55ZM201 64V63H200ZM227 64H229V63H227ZM3 65H4V62H3ZM9 65V64H8ZM8 65H6V66H8ZM52 65V66H51ZM59 64H58V61H57V66H58ZM65 65V64H64ZM67 65V66H68ZM78 65V66H77ZM89 65V64H88ZM96 65V64H95ZM97 65H99V64H97ZM138 65V64H137ZM164 65V64H163ZM162 65V66H163ZM180 65H183V64H180ZM192 65H193V63H192ZM196 65V64H195ZM199 65V64H198ZM201 65H203V63L201 64ZM200 65V66H201ZM206 65V64H205ZM204 65V66H205ZM236 65V64H235ZM13 66V65H12ZM22 66V65H21ZM53 66V67H54ZM70 66L68 67V68H70ZM158 66V65H157ZM184 66H186V65H184ZM184 66H183V68H184ZM228 66V65H227ZM28 67V66H27ZM58 67H60V66H58ZM57 67V68H58ZM61 67H62V65H61ZM60 67V68H61ZM99 67V66H98ZM136 68H137V66H135ZM140 67V66H139ZM187 67V66H186ZM197 67V66H196ZM206 67H208L207 65H206ZM205 67V68H206ZM233 67V66H232ZM236 67V66H235ZM6 68V67H5ZM19 68H21V67H19ZM55 68V67H54ZM87 68H89V67H87ZM86 68V69H87ZM133 68H134V66H133ZM141 68V67H140ZM261 68V67H260ZM22 69V68H21ZM53 69V68H52ZM77 69V68H76ZM82 69V68H81ZM93 70H96L97 71V73L98 72H100L98 69H96V67L95 68H92ZM143 69H145L146 70V68H145V65L143 64V67H142V70ZM180 69H181V67H180ZM192 69V68H191ZM208 69V68H207ZM209 69L212 71V68H210L209 67ZM233 69V68H232ZM242 69H243V72H242ZM1 70V69H0ZM16 70V69H15ZM55 70H56V68H55ZM58 70V69H57ZM60 70V69H59ZM88 70V69H87ZM139 72H141L140 71V69H137ZM147 70H148V68H147ZM146 70V71H147ZM218 70V69H217ZM216 70V71H217ZM54 71V70H53ZM53 71L51 72V73H53ZM75 71V74H76V72L78 71L79 72V70H74ZM117 71V70H116ZM167 71V70H166ZM227 71V70H226ZM233 71V70H232ZM40 72V71H39ZM135 72H137V71H135ZM153 72H155V71H153ZM179 72V71H178ZM187 71H185V73H186ZM191 72H192V70H191ZM9 73V72H8ZM11 73V72H10ZM31 73V72H30ZM70 73H72V71L70 72ZM87 72L85 71V75H88V74H86ZM117 73H119L118 71H117ZM150 73V72H149ZM172 73V72H171ZM183 73H184V71H183ZM212 73V72H211ZM38 74V73H37ZM74 74V73H73ZM79 73H77V75H75V77H76V80H78V83H81V85H83L82 87H84V89L87 87V86H89V85H91L90 84V81H91V79H86V76L84 75V72H80V74L78 75ZM90 74V73H89ZM103 74V73H102ZM137 74H138V72H137ZM142 74H145L144 73V70L141 72V77H143V75ZM155 74V73H154ZM163 74V73H162ZM205 74V73H204ZM223 74H225L224 72H223ZM5 75V74H4ZM7 75V74H6ZM5 75V76H6ZM8 75H10V74H8ZM7 75V76H8ZM12 75V74H11ZM22 75V74H21ZM28 75V74H27ZM93 75V74H92ZM161 75V74H160ZM169 75V74H168ZM226 75V74H225ZM2 76V75H1ZM4 76V77H5ZM6 76V77H7ZM30 76V75H29ZM71 76V75H70ZM89 76V75H88ZM91 76V75H90ZM146 76H148L147 75V73H146ZM202 76V75H201ZM221 76H222V74H221ZM221 76H220V78H221ZM259 76L261 77V75L259 74ZM23 77V76H22ZM55 77H56V74H55ZM74 77V76H73ZM93 77H95L94 75H93ZM145 77V76H144ZM154 77V76H153ZM171 77V76H170ZM173 77V76H172ZM223 77H224V75H223ZM236 77V76H235ZM239 77V76H238ZM54 78V77H53ZM120 78V77H119ZM122 78V77H121ZM139 78V77H138ZM146 78V77H145ZM145 78H143V79H145ZM148 78V77H147ZM150 78V77H149ZM155 78V77H154ZM162 78V77H161ZM176 78V77H175ZM255 78H258V77H255ZM2 79V78H1ZM8 79H9V77H8ZM17 79V78H16ZM25 79V78H24ZM73 79V78H72ZM140 79V78H139ZM167 79H169V78H167ZM223 79V78H222ZM221 79V80H222ZM242 79V80H243ZM10 80V79H9ZM27 80V79H26ZM75 80V81H76ZM146 80V79H145ZM156 80H158V79H156ZM160 80V79H159ZM172 80V79H171ZM175 80V79H174ZM191 80V79H190ZM223 80H226V79H223ZM227 80H228V78H227ZM258 81H260V79H257ZM256 80V81H257ZM3 81H5V80H3ZM7 81V80H6ZM18 81V80H17ZM59 81V80H58ZM96 81H94V82H96ZM148 81V80H147ZM153 81V80H152ZM165 81V80H164ZM189 81V80H188ZM193 81V80H192ZM207 81V80H206ZM229 81H231V79L229 78ZM229 81H226V82H229ZM243 81V82H244ZM255 81V82H256ZM264 81V80H263ZM57 82V81H56ZM162 82V81H161ZM191 82V81H190ZM189 82V83H190ZM223 82V81H222ZM232 83H233V81H231ZM244 82V83H245ZM262 82V81H261ZM3 83V82H2ZM37 83V82H36ZM54 83V82H53ZM153 83H154V81H153ZM157 83V82H156ZM164 83V82H163ZM179 83V82H178ZM177 83V84H178ZM231 83V84H232ZM8 84V83H7ZM12 84V83H11ZM161 84V83H160ZM176 84V83H175ZM187 84V83H186ZM216 84V83H215ZM235 84V83H234ZM233 84V85H234ZM255 84V83H254ZM9 85H10V83H9ZM16 85V84H15ZM21 85V84H20ZM65 85V84H64ZM94 85H95V83H94ZM123 85V84H122ZM194 85V84H193ZM192 85V86H193ZM223 85H225V82H224V84ZM246 85V84H245ZM249 85H251V83L249 84ZM249 85H247V86H249ZM260 85V84H259ZM24 86V85H23ZM128 86V85H127ZM136 86V85H135ZM188 86V85H187ZM262 86H264V84H262ZM9 87V86H8ZM59 87V86H58ZM70 87V86H69ZM77 87V86H76ZM143 87V86H142ZM166 87V86H165ZM176 87H178V86H176ZM175 87V88H176ZM195 87V86H194ZM201 87V86H200ZM219 87V86H218ZM228 87H230V86H228ZM238 87V86H237ZM45 88V87H44ZM46 88V89H47ZM66 88V87H65ZM151 88V87H150ZM158 88V87H157ZM225 88H226V86H225ZM224 88V89H225ZM240 88V87H239ZM238 88V89H239ZM8 89V88H7ZM59 89H62V88H60L59 87ZM84 89H82V90H84ZM126 89V88H125ZM192 89V88H191ZM197 89V88H196ZM226 89H228V88H226ZM236 89V88H235ZM234 89V90H235ZM241 89V88H240ZM10 90V89H9ZM52 90V89H51ZM58 90V89H57ZM80 90V89H79ZM78 90V92H79V94H80V91ZM142 90V89H141ZM176 90H177V88H176ZM208 90V89H207ZM233 90V89H232ZM250 90V89H249ZM248 90V91H249ZM264 90V89H263ZM17 91V90H16ZM122 91V90H121ZM169 91V90H168ZM221 91V90H220ZM237 91V90H236ZM47 92V91H46ZM55 92V91H54ZM68 92V91H67ZM70 92H72V91H70ZM69 92V93H70ZM76 92V91H75ZM78 92H76V93H78ZM92 92V91H91ZM95 92V91H94ZM118 92V91H117ZM173 92V91H172ZM175 92V91H174ZM173 92V93H174ZM179 92V91H178ZM181 92V91H180ZM184 92V91H183ZM226 92V91H225ZM245 92H247V91H245ZM251 92H252V89H251ZM250 92V93H251ZM256 92V91H255ZM11 93V92H10ZM63 93H65V92H63ZM146 93V92H145ZM157 93V92H156ZM182 93V92H181ZM185 93V92H184ZM192 93V92H191ZM196 93V92H195ZM211 93V92H210ZM218 93V92H217ZM253 93V92H252ZM262 93V92H261ZM46 94V93H45ZM54 94V93H53ZM66 94V93H65ZM64 94V95H65ZM78 94V95H79ZM91 94V93H90ZM108 95L107 97L105 96V95ZM152 94V93H151ZM220 94V93H219ZM243 94V93H242ZM247 94V93H246ZM255 94V93H254ZM56 95V94H55ZM75 95V94H74ZM78 95L76 96V97H78ZM113 95V94H112ZM122 95V94H121ZM195 95V94H194ZM209 95V94H208ZM251 95H253V94H251ZM257 95L258 94H256V96L254 97V99L257 97ZM19 96V95H18ZM30 96V95H29ZM66 96V95H65ZM182 96H183V94H182ZM199 96V95H198ZM244 96V95H243ZM249 96V95H248ZM8 97V96H7ZM23 97V96H22ZM59 97H61V96H59ZM73 97V96H72ZM128 97V96H127ZM174 97V96H173ZM178 97V96H177ZM176 97V98H177ZM191 97V96H190ZM195 97V96H194ZM204 97V96H203ZM209 97V96H208ZM14 98V97H13ZM65 98V97H64ZM68 98H70V97H68ZM156 98V97H155ZM168 97H166V99H167ZM180 98V97H179ZM187 98V97H186ZM207 98V97H206ZM246 98V97H245ZM259 98H261L260 96H259ZM259 98H257L258 100H259ZM71 99V98H70ZM75 99V98H74ZM82 99V98H81ZM164 99H165V97H164ZM163 99V100H164ZM212 100H214V98H211ZM17 100V99H16ZM72 100V99H71ZM104 100V99H103ZM108 100V99H107ZM115 100V99H114ZM169 100H171V99H168V101ZM181 100V99H180ZM188 100V99H187ZM193 100V99H192ZM256 100V99H255ZM54 101V100H53ZM70 101V100H69ZM77 101V100H76ZM105 101V100H104ZM110 101V100H109ZM161 101V100H160ZM173 101H174V99H173ZM175 101H177V100H175ZM174 101V102H175ZM184 101V100H183ZM196 101V100H195ZM205 101V100H204ZM211 101V100H210ZM217 101H219V100H217ZM246 101V100H245ZM263 101V100H262ZM262 101H260V102H262ZM137 102V101H136ZM135 102V103H136ZM140 102V101H139ZM180 102V101H179ZM194 102V101H193ZM212 102V101H211ZM221 102V101H220ZM223 102V101H222ZM227 102H228V100H227ZM255 102V101H254ZM259 102V101H258ZM259 102V103H260ZM20 103V102H19ZM57 103V102H56ZM118 103V102H117ZM138 103V102H137ZM165 103V102H164ZM168 104H169V102H167ZM199 103V102H198ZM197 103V104H198ZM204 103H206V102H204ZM203 103V104H204ZM226 103V102H225ZM257 103V102H256ZM82 104V103H81ZM143 103H139L138 104V107L137 108H135V109H133L132 111H130L131 113H130V116H129V122H128V124H127V126L126 127H128V128H130V129H132L133 131H134V133L138 136V137H140V138H142L141 137V126H140V124L141 123H139V121H138V118H139V115L141 114L142 115V113H143V111H147V110H144V109H142V108H144L143 107V105H142ZM167 104V105H168ZM174 104V103H173ZM172 104V105H173ZM184 104V103H183ZM189 104V103H188ZM187 104V105H188ZM192 104V103H191ZM190 104V105H191ZM201 104V103H200ZM211 104V103H210ZM222 104V103H221ZM250 104H251V102H250ZM253 104V103H252ZM105 105V104H104ZM152 105V104H151ZM166 105V106H167ZM177 105V104H176ZM176 105L174 104V107L176 108ZM185 105V104H184ZM194 105H195V103H194ZM202 105V104H201ZM233 105V104H232ZM55 106H57V105H55ZM68 106V105H67ZM72 106H74L73 104H72ZM171 106V105H170ZM189 106V105H188ZM204 106V105H203ZM221 106H223V105H221ZM220 106V108L219 109H221L222 107ZM262 106H264V103H263V105ZM134 107H136V106H134ZM150 107V106H149ZM148 107V108H149ZM163 107H165V105L163 106ZM168 107V106H167ZM166 107V108H167ZM172 108H173V106H171ZM183 107V106H182ZM187 107V106H186ZM190 107V106H189ZM194 107V106H193ZM197 107H199V105H197ZM196 107V108H197ZM232 107V106H231ZM250 107V106H249ZM72 107H70V109H71ZM73 108L71 109V110H73ZM101 108V109H100ZM145 108H147V107H145ZM153 108V107H152ZM159 108H160V106H159ZM159 108H157L158 110H159ZM161 108H162V106H161ZM169 109H170V107H168ZM181 108V107H180ZM188 108V107H187ZM196 108H195V110L194 111H196ZM202 108V107H201ZM200 108V109H201ZM110 109V108H109ZM140 109H142L143 111H142V113H141V111H140ZM157 109H156V111H157ZM194 109V108H193ZM210 109V108H209ZM257 109V108H256ZM44 110V109H43ZM101 110V111H100ZM111 110V109H110ZM166 110H168V109H166ZM171 110V109H170ZM169 110V111H170ZM184 110V109H183ZM187 110V109H186ZM189 110V109H188ZM203 109H201V111H202ZM233 110V109H232ZM231 110V111H232ZM248 110V109H247ZM58 111V110H57ZM60 111V110H59ZM100 111V112H99ZM155 110H154V112H156ZM162 111L164 112L165 110H163L162 109ZM162 111H160L161 113H163ZM168 111V112H169ZM174 110L172 109V111H170V113H172ZM176 111H178V110H176ZM180 111V110H179ZM185 111V110H184ZM190 111H191V108H190ZM189 111V112H190ZM194 111H193V114H194ZM201 111H199L200 113H201ZM212 111V110H211ZM229 109H228V107H227V105L225 106H223V108H222V110H220V113L222 112L223 113V115H228V117L227 118H225V120L226 119H228L229 118V115H234V114H232L233 112H231ZM251 111V110H250ZM262 111H264V109H262ZM41 112V111H40ZM145 112H144V114H145ZM153 112V113H154ZM159 112V111H158ZM157 112V113H158ZM168 112H166V113H168ZM249 112V111H248ZM247 112V113H248ZM66 113V112H65ZM69 113H72V112H69ZM110 113V112H109ZM173 113H175V112H173ZM173 113H172V115H173ZM179 113V112H178ZM178 113H176L177 115H178ZM181 113V112H180ZM179 113V114H180ZM187 113V112H186ZM197 113V112H196ZM204 113H206V112H204ZM210 113V112H209ZM229 113H231V114H229ZM235 113V112H234ZM257 113V112H256ZM73 114V113H72ZM75 114V113H74ZM112 114V113H111ZM165 114V113H164ZM175 114V115H176ZM203 114V113H202ZM206 114H208V113H206ZM212 114V113H211ZM260 114V113H259ZM166 115V114H165ZM182 115H183V113H182ZM204 115L205 114H203V116L202 115H200V116H202V117H204ZM73 116V115H72ZM71 116V117H72ZM99 116V115H98ZM101 116V115H100ZM100 116H99V118H100ZM174 116V115H173ZM193 115H191V117H192ZM196 116V115H195ZM206 116V115H205ZM208 116V115H207ZM213 116V115H212ZM219 116V115H218ZM221 116V115H220ZM236 116H237V112H236ZM251 116V115H250ZM260 116H262V114L260 115ZM260 116L258 117L259 119H261L260 118ZM52 117V116H51ZM70 117V116H69ZM70 117V118H71ZM76 117V116H75ZM183 117H185V116H183ZM188 117V116H187ZM197 117H199V115L198 116H196L194 119H196ZM201 117V118H202ZM224 117V116H223ZM222 117V118H223ZM232 117V116H231ZM234 117H235V115H234ZM238 117H239V115H238ZM256 117V116H255ZM58 118V117H57ZM99 118L97 117V119L99 120ZM102 118V117H101ZM153 118V117H152ZM151 118V119H152ZM207 119H208V117H206ZM215 118V117H214ZM219 118V117H218ZM221 118V117H220ZM38 119V118H37ZM110 119V118H109ZM112 119V118H111ZM161 119H163V118H161ZM178 119H180V117H178ZM183 119V118H182ZM181 119V120H182ZM190 119V118H189ZM192 119H193V117H192ZM192 119H190V120H192ZM198 119V118H197ZM204 119H205V117H204ZM207 119L206 120H202L201 119V121H206V123H207ZM237 119V118H236ZM254 119V118H253ZM257 120V121H261V120ZM23 120V119H22ZM57 120V119H56ZM68 120V119H67ZM70 120H74V118H71ZM95 120V119H94ZM164 120V119H163ZM210 120V119H209ZM95 121H97V120H95ZM180 121V120H179ZM195 121V120H194ZM197 121V120H196ZM200 121V120H199ZM198 121V122H199ZM234 121V120H233ZM40 122V121H39ZM74 121H72V123H73ZM103 122V121H102ZM142 122V121H141ZM149 122H151V121H149ZM167 122V121H166ZM165 122V123H166ZM181 122H183V121H181ZM185 122H188L187 121V119L185 120ZM184 122V123H185ZM222 121H220V123H221ZM229 122H230V119H229ZM229 122H227L226 124H228ZM235 122V121H234ZM237 122V121H236ZM262 122V121H261ZM42 123V122H41ZM90 123V124H91ZM98 123H100V121H98ZM112 123V122H111ZM200 123V122H199ZM198 123V124H199ZM202 123V122H201ZM219 123V124H220ZM223 123V122H222ZM241 123V122H240ZM250 123V122H249ZM254 123V122H253ZM264 123V122H263ZM62 124V123H61ZM95 124H97V122L95 123ZM175 123H173V125H174ZM183 124V123H182ZM188 124V123H187ZM192 124H193V121H192ZM217 124V123H216ZM224 124H225V122H224ZM231 124V123H230ZM262 124V123H261ZM104 124H98L97 125V128H98V130L100 129V127L102 126V127H104L103 126ZM114 125V124H113ZM173 125H172V127H173ZM186 125V124H185ZM190 125V124H189ZM200 125V124H199ZM212 125V124H211ZM232 125V124H231ZM233 125H236L235 123H233ZM238 125V124H237ZM254 125V124H253ZM95 126V125H94ZM99 126V127H98ZM108 126V125H107ZM116 126V125H115ZM159 126V125H158ZM204 126V125H203ZM214 126V125H213ZM219 126V125H218ZM56 127V126H55ZM96 127V126H95ZM180 127V126H179ZM187 127V126H186ZM195 126H191L190 128H194ZM197 127V126H196ZM240 127V126H239ZM256 127V126H255ZM261 127V126H260ZM260 127H258L259 129L257 130V131H259L260 130ZM58 128V127H57ZM67 128V127H66ZM113 128V127H112ZM153 128V127H152ZM246 128V127H245ZM249 128V126L247 127V129ZM252 128V127H251ZM263 128V127H262ZM47 129V128H46ZM63 129V128H62ZM107 129H108V127H107ZM165 129H170V128H165ZM189 129V128H188ZM196 129H198V128H196ZM213 129H215V128H213ZM222 129H226V128H222ZM236 129V128H235ZM98 130H97V132H98ZM106 130V129H105ZM111 130V129H110ZM179 130V129H178ZM194 130V129H193ZM203 130V129H202ZM208 130V129H207ZM228 130V129H227ZM242 130H244V129H242ZM241 130V131H242ZM252 130V129H251ZM256 130V129H255ZM264 130V129H263ZM42 131V130H41ZM54 131V130H53ZM75 131H76V128H74V132L73 133H71L70 135H67V136H65V141H67V143L69 144V146L67 147L66 145V151L67 152H69V151H73V155L76 153V161L74 162V160H73V162H69L67 165H62V164H60V163H58V164H56L55 166H54V169L52 170V172L51 173H49V172H47V173H44V179H46V185H44V186H42V187H46V188H51V189H54L55 191H59L58 193H60V191H62V193L64 192V194H65V192L67 191V190H65V188L68 186H66L65 185V179L67 178V177H72L71 178V181H73L72 183L73 184H71V186L69 185V187H70V189L68 190V194H69V197L70 198H73V199H81V201H82V206H83V212L84 213H87V214H96V212L97 211H100V206H99V203H97V204H94V205H91L90 203H88L86 200H83V197H92V195L95 193V192H98L97 194L99 195V193H102L103 194V192H104V196H105V194L107 193V190H106V187L108 186V185H114L115 184V177H114V179H113V181H112V179H111V174L109 173L110 171H111V169H110V167L109 166H107L106 165V167H103V169H102V172H100V173H98V172H94V170H92L91 168L93 167L92 166V163H90L91 164V168L90 167H88V169H86L85 170V172H83V173H81L80 171L79 172H77L76 173V168H75V165L78 163V162H80V160H83L84 161V159H82V158H84V157H82V155L79 153V151L78 150H75L76 148H78L77 146H75L76 148L73 150V148H74V145H73V140H74V137L75 136H78V135H75ZM78 131H79V129H78ZM80 131H81V129H80ZM94 131H96V129H94ZM100 131V130H99ZM157 131H159V130H157ZM156 131V132H157ZM166 131V130H165ZM198 131H199V129H198ZM229 131H230V129H229ZM231 131H232V129H231ZM261 131V130H260ZM59 132V131H58ZM101 132V131H100ZM106 132V131H105ZM149 132V131H148ZM161 132V131H160ZM192 132V131H191ZM213 132V131H212ZM235 132V131H234ZM240 132V131H239ZM243 133H244V131H242ZM241 132V133H242ZM245 132H246V130H245ZM263 132V131H262ZM82 133H83V131H82ZM108 133V132H107ZM151 133V132H150ZM175 133V132H174ZM211 133V132H210ZM240 133V134H241ZM260 133V132H259ZM86 134H87V132H86ZM96 134V133H95ZM100 134V133H99ZM167 134H169V133H167ZM171 134V133H170ZM195 134V133H194ZM61 135H62V133H61ZM60 135V136H61ZM65 135V134H64ZM89 135V134H88ZM97 135V134H96ZM156 135V134H155ZM202 135V134H201ZM245 135V134H244ZM257 135V134H256ZM261 135V139H262V135L264 136V134H260ZM259 134H258V136H260ZM91 136V135H90ZM92 136H94V135H92ZM99 136H101V135H99ZM105 136H106V134H105ZM110 136V135H109ZM169 136V135H168ZM171 136V135H170ZM213 136V135H212ZM211 136V137H212ZM217 136V135H216ZM221 136V135H220ZM248 136V135H247ZM47 137V136H46ZM66 137H67V140H66ZM107 137V136H106ZM105 137V138H106ZM188 137V136H187ZM232 137V136H231ZM110 138V137H109ZM145 138V137H144ZM206 138V137H205ZM76 139V138H75ZM118 139V138H117ZM147 139V138H146ZM169 139V138H168ZM178 139V138H177ZM199 139H200V136H199ZM215 139V138H214ZM64 140V139H63ZM79 140V139H78ZM90 140V139H89ZM98 140H100V139H98ZM114 140H116V138L115 137H111L109 140H108V142H109V144L111 145V143L114 141ZM247 140V139H246ZM255 140V139H254ZM139 141V140H138ZM142 141V140H141ZM175 141V140H174ZM183 141H184V138H183ZM259 141H260V138H259ZM57 142V141H56ZM89 142V141H88ZM103 142V141H102ZM106 142V141H105ZM105 142H103V143H105ZM107 142V143H108ZM148 142V141H147ZM205 142V141H204ZM248 142V141H247ZM252 142V141H251ZM66 143V142H65ZM80 143V142H79ZM102 143V144H103ZM114 143V142H113ZM112 143V144H113ZM162 143V142H161ZM202 143V142H201ZM228 143V142H227ZM244 143V142H243ZM254 143V142H253ZM257 143V142H256ZM260 143V142H259ZM258 143V144H259ZM108 144V145H109ZM172 144V143H171ZM175 144V143H174ZM180 144V143H179ZM217 144V143H216ZM229 144V143H228ZM263 144V143H262ZM261 144V146L262 147H264L263 145ZM73 146V148H72V146ZM150 145V144H149ZM100 146V145H99ZM200 146V145H199ZM234 146V145H233ZM260 146V145H259ZM260 146V147H261ZM1 147V146H0ZM8 147V146H7ZM109 147V149H110V146H108ZM148 147V146H147ZM147 147H145V148H147ZM154 147V146H153ZM171 147H173V146H171ZM179 147V146H178ZM187 147V146H186ZM185 146H184V148H186ZM198 147V146H197ZM220 147H221V145H220ZM64 148V147H63ZM79 148H81V147H79ZM106 148V147H105ZM104 148V149H105ZM168 148H170V147H168ZM182 148V147H181ZM190 148V147H189ZM200 148V147H199ZM217 148V147H216ZM154 149H156V148H154ZM192 149V148H191ZM222 149V148H221ZM237 149V148H236ZM149 150H152V148H150L149 147V149H148V152H149ZM157 150V149H156ZM159 150V149H158ZM165 150V149H164ZM179 150V149H178ZM188 149H185V153L186 152H188L187 151ZM193 150V149H192ZM215 150V149H214ZM243 150V149H242ZM261 150V149H260ZM2 151V150H1ZM0 151V152H1ZM43 151V150H42ZM74 151H76V152H74ZM78 151V152H77ZM104 151V150H103ZM167 151V150H166ZM169 151V150H168ZM182 151V150H181ZM201 151V150H200ZM258 151V150H257ZM264 151V150H263ZM262 151V152H263ZM152 152V151H151ZM150 152V153H151ZM156 152V151H155ZM158 152V151H157ZM222 152V151H221ZM100 153V152H99ZM105 153V152H104ZM169 153V152H168ZM200 153V152H199ZM198 153V154H199ZM242 153H244V152H242ZM264 153V152H263ZM80 154V155H79ZM98 154V153H97ZM147 154V153H146ZM149 154V153H148ZM154 154V153H153ZM160 154V153H159ZM204 154V153H203ZM203 154H202V156H203ZM234 154V153H233ZM55 155V154H54ZM53 155V156H54ZM155 155H157V154H155ZM172 155H174V154H171V156L170 157H168V158H164V159H162V158H159L158 160H159V163L162 165V167L163 168H165V169H167V170H170V171H173V172H177V173H180L182 170V166H184V165H182L181 166V164L178 162L179 160L178 159H176V157H177V155H176V157L175 156H172ZM211 155V154H210ZM242 155V154H241ZM86 156V155H85ZM95 156V155H94ZM101 156H105V155H103V154H101ZM151 156V155H150ZM158 156V155H157ZM161 156V155H160ZM168 156V155H167ZM246 156V155H245ZM96 157V156H95ZM195 157H197V156H195ZM199 157V156H198ZM54 158H56V157H54ZM178 158V157H177ZM206 158V157H205ZM204 158V159H205ZM210 158V157H209ZM15 159V158H14ZM96 159V158H95ZM157 159V158H156ZM180 159V158H179ZM188 159V158H187ZM192 159V158H191ZM189 160L188 159V161H192V160ZM200 159H202V157L200 158ZM231 159V158H230ZM249 159V158H248ZM103 160V159H102ZM194 160V159H193ZM198 160V159H197ZM14 161V160H13ZM93 161V160H92ZM95 161V160H94ZM157 161V160H156ZM186 161V160H185ZM187 161V162H188ZM195 161H196V159H195ZM257 161V160H256ZM255 161V162H256ZM41 162V161H40ZM82 162V161H81ZM98 162V161H97ZM181 162V161H180ZM187 162H185L186 163V166H187ZM198 162H200V160H198ZM210 162H212L211 160H210ZM219 162V161H218ZM227 162V161H226ZM234 162V161H233ZM12 163H14V162H12ZM192 163V162H191ZM204 163V162H203ZM213 163V162H212ZM33 164V163H32ZM55 164V163H54ZM97 164V163H96ZM194 164H195V162H194ZM199 164V163H198ZM10 165V164H9ZM14 165H15V163H14ZM35 165V164H34ZM101 165V164H100ZM103 165V164H102ZM190 165V164H189ZM204 165V164H203ZM236 165H237V163H236ZM16 166V165H15ZM81 166V165H80ZM160 166V165H159ZM195 166V165H194ZM193 166V167H194ZM200 166V165H199ZM240 166V165H239ZM261 166V165H260ZM203 167V166H202ZM262 167H264V166H262ZM81 168V167H80ZM82 168H83V166H82ZM81 168V169H82ZM189 168V167H188ZM260 168V167H259ZM17 169V168H16ZM79 169V168H78ZM85 169V168H84ZM187 169V168H186ZM190 169V168H189ZM200 169V168H199ZM229 169V168H228ZM233 169V168H232ZM195 170V169H194ZM202 170V169H201ZM207 170V169H206ZM257 170V169H256ZM263 170V169H262ZM37 171H39V168L37 169V167H33L32 169H31V171L30 172H28V173H26V174H21V176H20V171H18V176H15L14 177V179H15V181L16 180H18V181H20L21 183H22V193H21V197H22V200H21V202L19 201V206L18 207H12L11 205H10V203H11V198H15L16 197V195H17V192H16V188H17V183H13L14 181H13V179H9L8 180V177H5L4 176V174H2V172H0V185L1 186H3V187H5L6 189H0V264H48L49 262L48 261H46V259H48L49 257L51 258H54V259H58V258H61V257H63L64 258V260H65V264H98L99 263V257H97L96 255H95V253L90 249V247L87 245V243L81 238V237H76L75 235H73V236H71V242L77 247V249L75 250V251H71V250H69L65 245H64V243L62 242V240H60L59 238H56V239H53V240H50V242H47L46 240L43 242L44 244H45V247H46V250H45V253H44V255L43 256H41V257H38L37 258V260L36 261H32L33 259V251H34V249H33V246H35V245H31V243L28 241V233H30L31 234V232L30 231H32L33 229L32 228H35V227H46L45 225V223H46V220H47V218H49V216H50V214H51V212H52V208L50 207H46V206H44L42 203H37L36 204V202H35V198L33 199V197H34V194L37 192V189L34 187V186H32V182H34L35 180H36V174H37ZM185 171V170H184ZM211 171V170H210ZM241 171V170H240ZM264 171V170H263ZM16 172V171H15ZM183 172V171H182ZM215 172V171H214ZM111 173H115V172H111ZM189 173V172H188ZM197 173V172H196ZM11 174H13V173H11ZM16 174V173H15ZM85 174V175H84ZM185 174V173H184ZM171 175V174H170ZM178 174H176V176H177ZM183 175V174H182ZM208 175V174H207ZM20 176V177H19ZM195 176V175H194ZM256 176V175H255ZM258 176V175H257ZM19 178V179H16V178ZM123 178H126V179H128V177L129 176H127V177H125V176H122ZM184 177H186V176H184ZM184 177H182L183 178V180L185 179ZM249 177V176H248ZM251 177V176H250ZM134 178H135V176H134ZM188 179L187 180H189V179H191L192 180V178H190V176L189 177H187ZM243 178V177H242ZM264 178V177H263ZM73 179V180H72ZM136 184L137 185H139L141 182H143L144 181V178H142V177H136ZM209 180V179H208ZM257 180V179H256ZM12 182V183H10V182ZM186 181V180H185ZM185 181H184V183H185ZM210 181V180H209ZM164 182V181H163ZM188 182V181H187ZM10 183V184H9ZM41 183V182H40ZM78 183V185H79V189L80 190H78V191H73V185L74 184H77ZM193 183V182H192ZM262 183V182H261ZM183 184V183H182ZM209 184V183H208ZM250 184V183H249ZM21 185V184H20ZM65 185V186H64ZM180 185V184H179ZM187 185V184H186ZM260 186V185H259ZM29 187H31L32 188V193H30V191H29ZM41 187V188H42ZM68 187V188H69ZM72 187V188H71ZM132 187V186H131ZM76 188V187H75ZM84 188V189H83ZM170 188V187H169ZM197 188V187H196ZM165 189V188H164ZM188 189V188H187ZM46 189L45 188H43L42 189V193L40 194L41 196L44 194V192L43 191H45ZM102 191V192H99V191ZM129 190H130V188H129ZM18 191V190H17ZM126 191V190H125ZM190 191V190H189ZM181 192V191H180ZM47 193V192H46ZM191 193V192H190ZM264 193V192H263ZM121 195H123V193L121 194ZM56 196V195H55ZM196 195H194V192H192L191 193V198H192V200H191V205H192V211H195V209H196V207H195V204H196V197H195ZM37 197V196H36ZM101 197V196H100ZM38 198V197H37ZM260 198V197H259ZM46 199V198H45ZM184 199V198H183ZM257 199V198H256ZM254 200V199H253ZM80 201V200H79ZM89 201V200H88ZM50 203V202H49ZM62 204V203H61ZM66 204V203H65ZM78 204V203H77ZM54 205V204H53ZM79 205V204H78ZM197 205V204H196ZM81 206V205H80ZM186 206V205H185ZM129 207V206H128ZM144 208V207H143ZM143 208H141V210H143ZM184 208V207H183ZM59 209H60V211H62L63 210V214H62V216L64 217L65 215H67L68 217L69 216H71L72 214L71 213H73V211H72V208L69 210L67 207H65V205H61L58 209H57V211L59 212ZM67 209V210H66ZM80 209V208H79ZM103 209H105V208H103ZM175 209V208H174ZM80 211V210H79ZM254 211V210H253ZM81 212V211H80ZM130 212V211H129ZM166 212V211H165ZM188 212V211H187ZM198 212V211H197ZM167 213V212H166ZM183 213V212H182ZM200 213V212H199ZM258 213V212H257ZM78 214H79V212H78ZM148 214V213H147ZM192 215H193V213H191ZM203 214V213H202ZM8 215H13V220L12 221H9L8 220ZM80 215V214H79ZM84 215V214H83ZM262 215H263V213H262ZM137 216V215H136ZM135 216V217H136ZM151 216V215H150ZM149 216V218H150V220H148V222H143V221H140V219H139V221H140V225L142 226V224H143V226H145L146 228L148 227V225H149V223H150V221H151V218L152 217H150ZM168 216H169V214H168ZM181 216V215H180ZM264 216V215H263ZM12 217V216H11ZM52 217V216H51ZM79 217V216H78ZM131 217V216H130ZM138 217H140V216H138ZM187 217V216H186ZM196 217V216H195ZM208 217V216H207ZM207 217L206 218H204L203 220H200L199 218H196L195 220H194V223H203V222H206L208 219H207ZM249 217V216H248ZM80 218V217H79ZM128 218V217H127ZM173 218V217H172ZM72 219V218H71ZM132 219V218H131ZM136 219H137V217H136ZM178 219V218H177ZM238 219V218H237ZM241 219V218H240ZM245 219V218H244ZM248 219V218H247ZM80 220V219H79ZM133 220H134V218H133ZM193 220V219H192ZM211 220V219H210ZM246 220V219H245ZM57 221V220H56ZM81 221V220H80ZM224 221V220H223ZM227 221V220H226ZM243 221V220H242ZM253 221V220H252ZM52 222V221H51ZM228 222V221H227ZM84 223V218L82 217V221L79 223V225L80 224H83ZM206 224V223H205ZM204 224V225H205ZM239 224H241V223H239ZM252 224V223H251ZM258 224V223H257ZM78 225V224H77ZM197 225V224H196ZM195 225V226H196ZM264 225V224H263ZM139 226V225H138ZM199 226V225H198ZM225 226V225H224ZM251 226V225H250ZM257 226V225H256ZM258 226H260V224L258 225ZM262 226V225H261ZM244 227V226H243ZM242 227V228H243ZM254 227V226H253ZM73 228H76L74 225H73V223H72V221H67L66 223H65V225H64V230H63V232H69V231H73L74 229ZM185 228V227H184ZM190 228H191V226H190ZM199 228V227H198ZM249 228V227H248ZM260 228V227H259ZM264 229V227H261V229ZM40 229V228H39ZM51 229V228H50ZM49 229V230H50ZM81 229V228H80ZM189 229V228H188ZM214 229V228H213ZM255 229V228H254ZM260 229V230H261ZM54 230V229H53ZM82 230V229H81ZM241 230H243V229H241ZM256 230V229H255ZM254 230V231H255ZM259 230V231H260ZM159 231L160 232H162V228H159ZM178 231V230H177ZM215 231V230H214ZM213 231V232H214ZM34 232V231H33ZM36 232V231H35ZM38 232V231H37ZM36 232V233H37ZM51 232H53V231H51ZM60 232V231H59ZM188 232V231H187ZM204 232V231H203ZM246 232V231H245ZM253 232V231H252ZM262 232V231H261ZM36 233L35 234H33V235H36ZM43 233V232H42ZM45 233V232H44ZM49 233V232H48ZM176 233V232H175ZM211 233V232H210ZM216 233V232H215ZM254 233V232H253ZM263 233V232H262ZM261 233V234H262ZM37 234H39V233H37ZM52 234V233H51ZM55 234V233H54ZM173 234V233H172ZM257 234V233H256ZM255 234V235H256ZM49 235H50V233H49ZM53 235V234H52ZM52 235H50V237H52ZM227 235V234H226ZM264 235V234H263ZM46 236V235H45ZM57 236V235H56ZM59 236V235H58ZM199 236H201V231L200 230H198L197 228H194V226H193V228L192 229H189V232L188 233H186V235H184L183 236V238H184V243H185V245H186V248H187V251H188V255H186V256H184V255H180V256H176L175 257V259L176 260H179L180 261V263H184V261H185V259L187 258L188 260H189V262L190 263H192V264H205L206 262H204V256H203V250H202V248L201 247H199V244H198V238H199ZM203 236V235H202ZM238 236V235H237ZM244 236V235H243ZM254 236V235H253ZM36 237H37V235H36ZM35 237V238H36ZM44 237V236H43ZM55 237V236H54ZM249 237V236H248ZM257 237V236H256ZM262 237V236H261ZM32 238V237H31ZM48 238V237H47ZM144 238L145 239H147V234H145L144 235ZM228 238V237H227ZM239 238V237H238ZM243 238V237H242ZM30 239V238H29ZM33 239H34V236H33ZM37 239V238H36ZM44 239H46V238H44ZM209 239V238H208ZM221 239V238H220ZM240 239V238H239ZM253 239H255V238H253ZM256 240V239H255ZM37 241H40V240H37ZM162 241V236L160 237V241H153V242H149V243H147L146 244V248L147 249H152L153 250V260H149V258H147L146 257V259L145 260H143L140 264H158V261H161V256L155 251V248H156V246H158L159 244H160V242ZM245 241V240H244ZM251 241H254V240H252L251 239ZM232 242V241H231ZM255 242V241H254ZM33 243V242H32ZM70 243V242H69ZM242 243V242H241ZM258 243V242H257ZM263 243V242H262ZM35 244V243H34ZM40 244H41V242H40ZM232 244V243H231ZM243 244V243H242ZM248 245V244H247ZM258 245H260V243L258 244ZM257 245V246H258ZM254 246H255V243H254ZM261 246V245H260ZM228 247V246H227ZM226 247V248H227ZM239 247V246H238ZM242 247V246H241ZM245 247V246H244ZM252 248H253V246H251ZM42 248V247H41ZM182 248V247H181ZM252 248L250 249V247H249V252L248 253H250V251L252 250ZM255 248H258V247H255ZM255 248H253V251H254V249ZM38 249H39V247H38ZM112 249V248H111ZM180 249V248H179ZM183 249V248H182ZM241 249V248H240ZM243 249H245V248H243ZM242 249V250H243ZM260 249V248H259ZM37 250V249H36ZM176 250V249H175ZM205 250V249H204ZM221 250V249H220ZM219 250V251H220ZM228 250V249H227ZM237 250V249H236ZM239 250V249H238ZM257 250V249H256ZM255 250V254H256V256L255 257H253L252 255H254V253L253 254H247L246 255V257H245V259H243V257L245 256V254H244V256L242 257V259L240 260V261H242V263L241 262H239V264L241 263V264H264V252H263V254H260L259 256H257V251H259V250H257L256 251ZM42 251V250H41ZM104 251V248H102V252ZM229 251V250H228ZM227 251V252H228ZM235 251V250H234ZM240 251V250H239ZM238 251V252H239ZM248 251V250H247ZM224 252V251H223ZM226 252V251H225ZM236 252V251H235ZM237 252V253H238ZM243 252V251H242ZM245 252V251H244ZM262 252V251H261ZM16 253H17V255H16ZM43 253V252H42ZM185 253V252H184ZM232 252H230V254H231ZM104 254H105V252H104ZM103 254V255H104ZM210 254V253H209ZM224 254V253H223ZM222 254V255H223ZM225 254H227V253H225ZM229 254V253H228ZM235 254V253H234ZM234 254H232V256L234 255ZM239 254H242V253H239ZM239 254H237V255H239ZM259 254V253H258ZM111 255V254H110ZM211 255H213V254H211ZM215 255V254H214ZM236 255V256H237ZM243 255V254H242ZM251 255V256H250ZM40 256V255H39ZM221 256V255H220ZM219 256V257H220ZM225 256V255H224ZM227 256V255H226ZM231 256V255H230ZM235 256V255H234ZM36 257H37V255H36ZM214 257V256H213ZM237 257H239V256H237ZM208 259H209V257H208ZM210 259H211V257H210ZM228 259H229V257H228ZM53 260V259H52ZM51 260V261H52ZM220 260H222V259H220ZM227 260V259H226ZM230 260V259H229ZM232 260L234 261V259H233V257H232ZM174 261V260H173ZM215 261H216V259H215ZM236 261V260H235ZM234 261V262H235ZM54 262V261H53ZM176 262V261H175ZM213 262H214V260H213ZM225 262V261H224ZM208 263V262H207ZM212 263V262H211ZM216 263V262H215ZM227 263V262H226ZM51 264H53V263H51ZM61 264V263H60ZM101 264H109V263H107L106 261H104V260H102V262H101ZM189 264V263H188ZM212 264H214V263H212ZM233 264V263H232ZM237 264H238V262H237Z\"/></svg>","mask_w":264,"mask_h":264}]
</instances>
